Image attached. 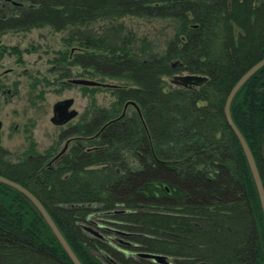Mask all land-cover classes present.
<instances>
[{"label":"trees","instance_id":"trees-1","mask_svg":"<svg viewBox=\"0 0 264 264\" xmlns=\"http://www.w3.org/2000/svg\"><path fill=\"white\" fill-rule=\"evenodd\" d=\"M18 2L0 10V35L72 29L68 50L53 58L60 78L79 67L80 77L119 82L109 87L108 107L66 129L77 140L51 165L32 147L12 160L0 145V174L40 200L82 264H264L257 189L223 111L232 86L264 58V0ZM125 17L168 20L173 33L158 51L135 49L117 31ZM97 22L114 35L81 31ZM29 52L1 48L19 62ZM179 73L206 79L178 86ZM230 115L264 189V65L234 95ZM100 215L110 225L95 221ZM0 264H73L34 204L1 181Z\"/></svg>","mask_w":264,"mask_h":264},{"label":"rangeland","instance_id":"rangeland-1","mask_svg":"<svg viewBox=\"0 0 264 264\" xmlns=\"http://www.w3.org/2000/svg\"><path fill=\"white\" fill-rule=\"evenodd\" d=\"M118 23L123 27V30L117 29L119 36L130 39L135 49L146 47L158 51L173 33V26L168 20L125 17ZM70 31L72 29L68 28L55 32L49 27H41L0 35V145L10 152L12 160L25 157L31 147L37 153L57 152L65 143V137L59 138V134L84 117H89L93 108L108 107L113 101L109 87L118 84L117 80L91 78L104 84L94 92L76 84H61L68 78L88 79L87 76H79V67H71L70 76L61 79L60 69L53 61L58 51L68 50L64 39ZM81 31L96 36L114 35L106 22L91 24L81 28ZM75 44L73 47H76ZM9 46L28 48L31 52L23 53L19 62L14 55L1 54V48ZM65 98H73L72 107L78 115L66 125L54 126L50 122L52 106ZM99 217L101 219H93L110 225L104 220L105 215ZM88 225L96 228L93 224ZM104 235L111 236L115 242L128 240L115 233L104 232Z\"/></svg>","mask_w":264,"mask_h":264},{"label":"water","instance_id":"water-1","mask_svg":"<svg viewBox=\"0 0 264 264\" xmlns=\"http://www.w3.org/2000/svg\"><path fill=\"white\" fill-rule=\"evenodd\" d=\"M263 65H264V58L261 59L260 61H258L257 63H255L253 66H251L237 80V82L232 86V88L230 89V91L227 94V97H226V100L224 103L223 111H224L225 120H226L229 128L231 129V131L236 136V138H237V140L241 146V149L243 151V154L247 160L249 169L251 171L252 178L254 180V183H255V186L257 189V193H258V197H259V201H260V205H261V209H262V213H263V217H264V189H263V185H262V182L260 179L259 171H258L255 160L252 156V153H251L243 135L241 134V132L239 131V129L237 128V126L233 122L231 115H230V104H231V101H232L234 95L241 88V86ZM173 66H174V64H173ZM205 79H206L205 77L199 76V75H186V74L185 75H175L172 78V83L175 85H178V86L191 87L194 85H199L200 83L204 82ZM68 82L70 84H76V85H80V86H99V85L104 86V84H102L100 82H97V81H94L91 79H86V78H69ZM73 103H74L73 98H65V99L56 101L52 106V116L50 117V122L54 126H62L64 124L70 122L72 119H74L78 115V112L76 109H74L72 107ZM129 104L135 106V104L133 102H129ZM127 105L128 104H126L125 107ZM136 110H137V112H139L138 108H136ZM0 125H1V122H0ZM62 152H63V150H61L55 156V158L59 157L62 154ZM0 181L5 183V184H8L9 186L16 188L17 190H19L34 204V206L37 208L39 213L42 215V217L44 218V220L48 224L49 228L52 230V232L54 233V235L56 236V238L58 239V241L60 242V244L62 245V247L66 251V253L68 254V256L71 259V261L73 262V264H82V262L77 257V255L75 254V252L73 251V249L71 248V246L69 245L67 240L65 239L64 235L61 233L60 229L58 228V226L56 225V223L52 219V217L49 214V212L47 211V209L40 202V200L30 190H28L26 187H24L19 182H16L10 178H7L1 174H0ZM92 231L94 233H96L97 235H101L96 230H92ZM118 231L121 233H124V234H128V232H125V231H121V230H118ZM139 255L143 256V257L151 258V259L158 261V262L166 261V256L163 254H160V253H153V252L144 251V252H140Z\"/></svg>","mask_w":264,"mask_h":264},{"label":"flooded vegetation","instance_id":"flooded-vegetation-1","mask_svg":"<svg viewBox=\"0 0 264 264\" xmlns=\"http://www.w3.org/2000/svg\"><path fill=\"white\" fill-rule=\"evenodd\" d=\"M12 6L18 7V6H20V3L18 2V0H0V10H6ZM2 34H4V33H2ZM66 124H64V125H66ZM65 133H66V130H64L61 134H59V138H64ZM75 140H77V137H65V143L63 144L62 148L60 150H58L57 152H56V150H54V151H48L45 154L41 153L46 157L47 164L51 165V163H53L54 161H57L58 158L62 157L65 153H67V151L70 149L72 143ZM61 150H63L62 154L59 157L55 158V156Z\"/></svg>","mask_w":264,"mask_h":264}]
</instances>
